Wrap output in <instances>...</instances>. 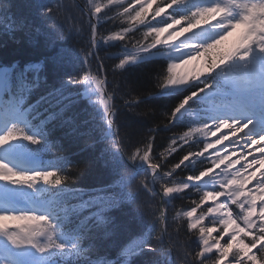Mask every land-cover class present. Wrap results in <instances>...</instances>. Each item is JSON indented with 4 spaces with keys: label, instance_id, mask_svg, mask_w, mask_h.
<instances>
[{
    "label": "snow or ice",
    "instance_id": "snow-or-ice-1",
    "mask_svg": "<svg viewBox=\"0 0 264 264\" xmlns=\"http://www.w3.org/2000/svg\"><path fill=\"white\" fill-rule=\"evenodd\" d=\"M124 5L125 0H86L80 11L88 18L90 38L83 59H77L79 71L58 88L31 102L37 82L21 81L12 91L0 78V264H121L125 256L162 251L163 227L155 244L130 235L116 259H92L101 255L98 242L112 239L121 227L112 213L123 201L113 194L115 182L68 187L71 160L61 154L64 142L89 137L81 151L96 144L91 132L82 130L88 124L80 119L86 109L77 110L84 95L97 97L93 103L103 106L102 139L109 147L97 162L111 165L129 186L135 184L153 198L158 185L164 205L157 208L161 225L167 223L165 208L171 200L183 199L193 189L199 194L188 210L177 212L197 237L195 250L185 242L184 264H264V131H249L253 125L264 127V115L259 120L244 115L250 90L258 88L264 102V0H135V5ZM113 8L122 11L109 16ZM118 18L119 30L104 35L101 21ZM103 46L121 49L112 58L113 76L115 70L127 71L144 61L159 63L156 91L149 94L176 98L165 106L161 125L168 131L186 128L168 138L159 158L154 139L159 126L136 142L117 127V93L105 88L106 68L96 64L104 59L96 55ZM61 61L60 54L53 58L57 67ZM86 68L92 71L81 76ZM120 99V107L130 111L144 102L143 94ZM185 146L186 154L169 164L167 157L185 152ZM46 154L51 158L42 159ZM137 164L143 167L140 179L133 171ZM178 170L190 174L176 181ZM70 198L76 203L68 205ZM69 216L71 231L65 223ZM10 223L18 230H10ZM150 264H160L159 259Z\"/></svg>",
    "mask_w": 264,
    "mask_h": 264
},
{
    "label": "trees",
    "instance_id": "trees-1",
    "mask_svg": "<svg viewBox=\"0 0 264 264\" xmlns=\"http://www.w3.org/2000/svg\"><path fill=\"white\" fill-rule=\"evenodd\" d=\"M49 8L56 11L48 13L47 9ZM113 13L114 8L108 12V15ZM21 23L23 27H19ZM107 26V29L103 31L104 35L109 34V31H117L120 27L117 23L107 24ZM88 32L87 19L81 15V11L71 0H0V67H12L8 77L14 81V85L24 80V76L27 80H32V77L37 75L38 87L33 89L30 94V101L34 102L40 95L58 88L62 81L69 79L70 75H75L79 71L80 64L77 59L78 57L83 59L82 49L85 40L90 38L87 35ZM120 51L119 47H108L107 50L102 47L97 51L98 56L104 57L100 62L106 68L104 72L108 81L107 88H114L117 93L116 105L119 109L118 115L115 117L117 127L128 141L136 142L147 133L149 128L159 126L154 136L157 145L155 154L159 158V153L163 152L170 142L168 138L186 130L185 127H176L168 131L161 125L163 119L161 114L165 106H171L176 102L175 95L153 96L149 94L156 91V72L160 68L159 63L154 61H144L137 66L128 67L127 71L123 72L115 70L116 74L113 76L114 61L112 58L115 55L112 56V54H120ZM57 54L62 56L59 67L53 63V58ZM33 63L40 64V70L24 72V65ZM89 71L92 69L86 68L85 72L80 75L83 76ZM0 78H2L1 75ZM81 91L84 92L85 89H81ZM137 94H143L144 102L139 103L135 107V111H130L127 107H120L123 104L121 96L127 99ZM101 108V105L92 104L85 95L77 108L78 111L86 109L81 111L80 119L87 120L88 124L82 130L87 129L91 132V139L96 141L95 149L89 148L81 151L85 141L89 140V137H83L65 141L64 151L61 153L68 155L71 160V166L68 167V173L72 177V180L67 182L69 188L101 187L115 182L113 194L123 201L122 208L112 213L121 227L117 229L112 239L98 242L101 255L93 254L92 259L94 260L116 259L117 249L129 239L130 235L139 234L142 238L155 244L156 235L160 231V223L157 220L159 216L158 199L148 196L143 189L137 191L135 184L129 186L127 178H122L119 172L113 171L111 165L106 167L102 162L96 160L97 155L109 147L108 142L102 139L106 126L101 119ZM137 113H142V115ZM56 135L59 136L60 133L57 132ZM199 147L201 145L193 146V150H198ZM186 151L187 146H185V152L169 156L167 161L169 164L178 162V159L186 154ZM43 158L48 160L51 156L46 154ZM48 163L46 161V164ZM187 174L190 173L178 170L175 176L176 181ZM141 197L148 200H143ZM198 198L199 194L193 189L183 199L177 197L171 200L170 216L188 210L191 201ZM73 203L76 201L70 198L68 205ZM71 220L72 217L69 216L65 221L66 224H69V229H71L69 223ZM177 223L181 228L178 234L179 242L184 246L187 242L188 246L195 250L196 246L189 244L188 240L191 234L186 229V221L183 219L182 222L172 221L166 224L167 237H171V241L175 240L171 225L176 226ZM83 243L85 247H88L87 241ZM160 247L162 251L159 254L150 252L141 257L125 256L121 264H124V260L128 259H135L136 264H146V262L150 264L154 258H158L160 264H170L166 243L163 241ZM176 264H184V253L176 255Z\"/></svg>",
    "mask_w": 264,
    "mask_h": 264
},
{
    "label": "rangeland",
    "instance_id": "rangeland-1",
    "mask_svg": "<svg viewBox=\"0 0 264 264\" xmlns=\"http://www.w3.org/2000/svg\"><path fill=\"white\" fill-rule=\"evenodd\" d=\"M85 2H86V0H85ZM128 2H131L133 5H135V0H125V7L128 5ZM121 11H122V9H121ZM113 16H115V14L113 15ZM121 19L122 18H118V19H116V20H114V21H107V20H102L101 22H102V24L104 25L105 23H109V22H114V23H117V25H119L120 26V24H121ZM102 31H105V30H102ZM101 31V32H102ZM141 31H143V29H141ZM137 35V37H139V33H137L136 34ZM103 47H105L106 48V50L108 49V47L107 46H103ZM112 54V53H111ZM113 55H115V56H117V55H119V53H113L112 54V56ZM98 98L97 97H95V96H93V97H91V101L92 102H94V101H96ZM97 105V104H96ZM103 107V106H102ZM224 132H225V130H224ZM217 135H219V133H217ZM209 139H212V140H214L215 139V137H210ZM217 147H220L219 145L217 146ZM212 150H209V152H211ZM233 158H235V157H233ZM210 203V202H209Z\"/></svg>",
    "mask_w": 264,
    "mask_h": 264
},
{
    "label": "bare ground",
    "instance_id": "bare-ground-1",
    "mask_svg": "<svg viewBox=\"0 0 264 264\" xmlns=\"http://www.w3.org/2000/svg\"><path fill=\"white\" fill-rule=\"evenodd\" d=\"M255 125H253L250 129H249V131H251V130H254V131H256L255 129H253V127H254ZM222 132H224V130L222 129L221 130ZM219 135H220V133H219ZM225 144H227V141H225Z\"/></svg>",
    "mask_w": 264,
    "mask_h": 264
},
{
    "label": "water",
    "instance_id": "water-1",
    "mask_svg": "<svg viewBox=\"0 0 264 264\" xmlns=\"http://www.w3.org/2000/svg\"><path fill=\"white\" fill-rule=\"evenodd\" d=\"M81 8L83 9V7L81 6Z\"/></svg>",
    "mask_w": 264,
    "mask_h": 264
}]
</instances>
